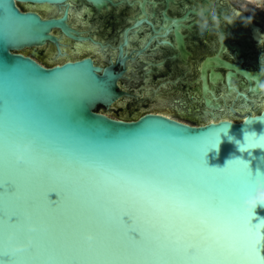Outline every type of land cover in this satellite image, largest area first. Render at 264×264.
I'll use <instances>...</instances> for the list:
<instances>
[{"label": "water", "instance_id": "95a60500", "mask_svg": "<svg viewBox=\"0 0 264 264\" xmlns=\"http://www.w3.org/2000/svg\"><path fill=\"white\" fill-rule=\"evenodd\" d=\"M261 85L264 0H0V264H46L2 253L13 211L3 187L10 128L24 127L21 151L37 137L54 159L87 173L84 195H102L89 179L97 170L162 189L210 184L203 169L264 163V147L252 146L264 137ZM46 187L27 190L28 202L43 205ZM255 214L264 232V207ZM115 216L113 235L130 248L149 243L141 233L158 234L133 214ZM197 259L179 252L87 264Z\"/></svg>", "mask_w": 264, "mask_h": 264}, {"label": "snow or ice", "instance_id": "6c2138e0", "mask_svg": "<svg viewBox=\"0 0 264 264\" xmlns=\"http://www.w3.org/2000/svg\"><path fill=\"white\" fill-rule=\"evenodd\" d=\"M23 132V125H17L5 135L8 179L3 187L13 204V211L5 216V257L23 254L46 264H87L185 252L196 256L197 264H264V232L254 226L256 214L248 207L264 183V163L253 168L244 162L227 171L203 169L211 178L210 184L175 182L166 189L97 170L99 178L89 179L102 195L93 197L80 190L81 176L88 174L81 171L77 175L71 164L54 159L37 137L26 141L31 150L18 161L21 142L17 136ZM252 146L264 147V137L253 138ZM250 150L251 146L245 149ZM9 182L15 187L12 192L7 190ZM41 184L47 185L43 205L29 203L27 190ZM117 212L135 215L156 228L158 234L150 238L147 232L141 233L149 241L143 247L121 244L113 235ZM161 234L166 244L160 243Z\"/></svg>", "mask_w": 264, "mask_h": 264}, {"label": "clouds", "instance_id": "9594fccd", "mask_svg": "<svg viewBox=\"0 0 264 264\" xmlns=\"http://www.w3.org/2000/svg\"><path fill=\"white\" fill-rule=\"evenodd\" d=\"M201 17L203 18V10L200 13ZM231 22V21H229ZM202 28L207 27V22L206 20L204 23L201 25ZM261 88H264V85H261ZM31 145L30 144H24L23 145V150L21 151L20 149L16 153V159L18 161H22L24 159V155L26 152L31 150ZM261 205H264V183L260 184V187L258 188L257 196L250 200L248 202V207L251 211L255 212V210L260 207Z\"/></svg>", "mask_w": 264, "mask_h": 264}]
</instances>
